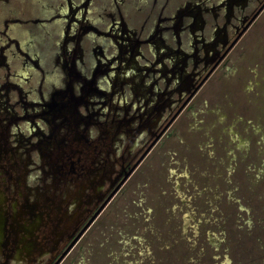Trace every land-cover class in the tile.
I'll return each mask as SVG.
<instances>
[{
  "label": "flooded vegetation",
  "instance_id": "flooded-vegetation-1",
  "mask_svg": "<svg viewBox=\"0 0 264 264\" xmlns=\"http://www.w3.org/2000/svg\"><path fill=\"white\" fill-rule=\"evenodd\" d=\"M263 12L264 0H0V264H55L90 224L63 264Z\"/></svg>",
  "mask_w": 264,
  "mask_h": 264
},
{
  "label": "rangeland",
  "instance_id": "rangeland-1",
  "mask_svg": "<svg viewBox=\"0 0 264 264\" xmlns=\"http://www.w3.org/2000/svg\"><path fill=\"white\" fill-rule=\"evenodd\" d=\"M63 264H264V12Z\"/></svg>",
  "mask_w": 264,
  "mask_h": 264
},
{
  "label": "water",
  "instance_id": "water-1",
  "mask_svg": "<svg viewBox=\"0 0 264 264\" xmlns=\"http://www.w3.org/2000/svg\"><path fill=\"white\" fill-rule=\"evenodd\" d=\"M156 142H157V140L156 141H154L150 146H149V148L147 149V151L144 153V155L140 158V160L133 166V168H131L130 169V171L129 172H127L126 174H125V177H124V179L122 180V182H121V184H120V186L117 188V190L121 187V185H123L128 179H129V177L132 175V173H133V171L138 167V165L142 162V160L145 158V156L148 154V152L152 149V147L156 144ZM117 190L115 191V192H117ZM115 192L113 193V194H115ZM113 194H112V196H113ZM111 196V197H112ZM110 197V198H111ZM109 198V199H110ZM103 209V208H102ZM101 209V210H102ZM100 210V211H101ZM89 225L90 224H88L86 227H85V229L78 235V237L72 242V244L70 245V247L68 248V250L58 259V261L55 263V264H59L62 260H63V258L66 256V254L71 250V248L75 245V243L78 241V239L82 236V234H83V232L89 227Z\"/></svg>",
  "mask_w": 264,
  "mask_h": 264
}]
</instances>
